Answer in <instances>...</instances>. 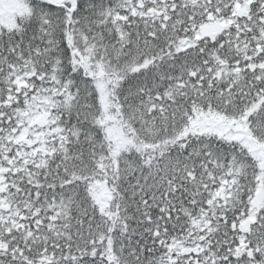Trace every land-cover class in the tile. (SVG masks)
<instances>
[{"label":"snow or ice","instance_id":"snow-or-ice-1","mask_svg":"<svg viewBox=\"0 0 264 264\" xmlns=\"http://www.w3.org/2000/svg\"><path fill=\"white\" fill-rule=\"evenodd\" d=\"M0 264H264V0H0Z\"/></svg>","mask_w":264,"mask_h":264}]
</instances>
